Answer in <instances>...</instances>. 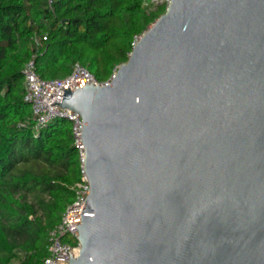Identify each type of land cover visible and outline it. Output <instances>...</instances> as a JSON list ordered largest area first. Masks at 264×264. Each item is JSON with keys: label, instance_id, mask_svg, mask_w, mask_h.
<instances>
[{"label": "water", "instance_id": "95a60500", "mask_svg": "<svg viewBox=\"0 0 264 264\" xmlns=\"http://www.w3.org/2000/svg\"><path fill=\"white\" fill-rule=\"evenodd\" d=\"M63 91L90 186L68 264H264V0H169Z\"/></svg>", "mask_w": 264, "mask_h": 264}, {"label": "trees", "instance_id": "16d2710c", "mask_svg": "<svg viewBox=\"0 0 264 264\" xmlns=\"http://www.w3.org/2000/svg\"><path fill=\"white\" fill-rule=\"evenodd\" d=\"M150 8L143 0H0V264H44L48 234L81 179L71 123L34 129L25 64L33 60L43 79L79 64L105 82L159 18Z\"/></svg>", "mask_w": 264, "mask_h": 264}, {"label": "built area", "instance_id": "2783aa9c", "mask_svg": "<svg viewBox=\"0 0 264 264\" xmlns=\"http://www.w3.org/2000/svg\"><path fill=\"white\" fill-rule=\"evenodd\" d=\"M163 3L167 7L169 0H163ZM45 39L43 38V40ZM22 74L24 102L31 108L34 117V129L37 131L56 118L67 119L71 123L74 145L79 155L82 170L84 162V147L81 140L83 122L77 114L63 111L59 106L55 107L52 104L62 103L63 90L69 88V90L74 91L91 84L104 86L112 80L113 75L107 81L99 82L86 68L75 64L71 73L65 78L43 79L38 75L33 60L25 64ZM72 190L74 191L73 202L67 205L60 222L48 234V257L44 260V264H68L69 254L74 253V257L78 255L77 237L78 226L81 221H78V218H81L86 199L90 193V186L83 170L80 181L73 186Z\"/></svg>", "mask_w": 264, "mask_h": 264}, {"label": "rangeland", "instance_id": "374dc122", "mask_svg": "<svg viewBox=\"0 0 264 264\" xmlns=\"http://www.w3.org/2000/svg\"><path fill=\"white\" fill-rule=\"evenodd\" d=\"M143 5L144 6H150V11H156V14L160 17L165 8H166V4L163 3V0H143ZM153 24V23H152ZM152 24L150 25V27L152 26ZM116 72V70L112 73V75H114V73ZM111 75V76H112Z\"/></svg>", "mask_w": 264, "mask_h": 264}]
</instances>
